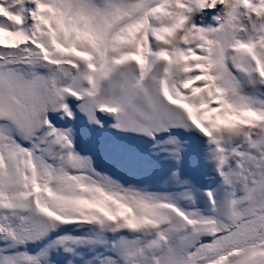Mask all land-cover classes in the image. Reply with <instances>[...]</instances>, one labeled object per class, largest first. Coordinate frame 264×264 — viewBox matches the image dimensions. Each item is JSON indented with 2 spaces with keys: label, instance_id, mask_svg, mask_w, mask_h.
<instances>
[{
  "label": "snow or ice",
  "instance_id": "obj_1",
  "mask_svg": "<svg viewBox=\"0 0 264 264\" xmlns=\"http://www.w3.org/2000/svg\"><path fill=\"white\" fill-rule=\"evenodd\" d=\"M0 264H264V0H0Z\"/></svg>",
  "mask_w": 264,
  "mask_h": 264
}]
</instances>
